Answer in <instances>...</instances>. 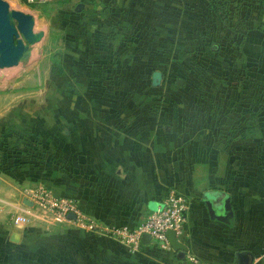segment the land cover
I'll use <instances>...</instances> for the list:
<instances>
[{
    "label": "crops",
    "instance_id": "0c3cea01",
    "mask_svg": "<svg viewBox=\"0 0 264 264\" xmlns=\"http://www.w3.org/2000/svg\"><path fill=\"white\" fill-rule=\"evenodd\" d=\"M224 62L234 61L224 57ZM243 64L240 59L224 67L217 113L210 104L196 118L194 109L187 124L173 121L166 130L156 113L132 101L120 112L130 120L96 111L95 118L77 121L72 133L59 137L58 151L69 172L44 169L40 176L51 194L74 198L89 216L127 226L176 187L188 201L177 237L185 245L181 255L151 238L131 252L103 231L33 214L22 202L24 196L31 200L23 193L34 177L30 170L23 182L17 174L8 181L0 174V264H187V253L196 264H235L239 250L252 253L250 264H264V117H259L264 103L257 107L264 86L251 85L256 75ZM161 76L151 70L150 84L158 85ZM41 144L45 148V137ZM204 190L222 191L229 215L218 216L223 210L210 206ZM17 207L27 221L11 220Z\"/></svg>",
    "mask_w": 264,
    "mask_h": 264
},
{
    "label": "rangeland",
    "instance_id": "374dc122",
    "mask_svg": "<svg viewBox=\"0 0 264 264\" xmlns=\"http://www.w3.org/2000/svg\"><path fill=\"white\" fill-rule=\"evenodd\" d=\"M6 1L42 31L25 58L0 67V174L7 181L17 174L23 182L31 170L25 186L45 188L44 169L68 173L59 137L96 111L130 120L121 107L134 102L156 113L162 129L184 126L194 109L196 118L210 104L217 113L224 67L240 59L256 75L251 85L264 86V0ZM154 69L162 75L156 86ZM258 98L257 107L264 95Z\"/></svg>",
    "mask_w": 264,
    "mask_h": 264
},
{
    "label": "built area",
    "instance_id": "2783aa9c",
    "mask_svg": "<svg viewBox=\"0 0 264 264\" xmlns=\"http://www.w3.org/2000/svg\"><path fill=\"white\" fill-rule=\"evenodd\" d=\"M45 1L25 0L28 4ZM23 193L31 199V205H27V208H34L35 215L59 218L87 231H103L131 252L138 249L142 234H148L149 238L155 240L161 247H169L164 232L166 229H172L176 238L182 233L186 218L185 211L188 207V201L184 194L176 187H170L154 210L149 211L133 226H127L125 224L102 223L83 212L74 198L66 195H53L42 186L23 188ZM17 208L19 211L11 213V220L14 223L27 221V214L21 211V208ZM67 212H72L74 217L68 218ZM185 260L187 264L197 263V258L191 253L185 255Z\"/></svg>",
    "mask_w": 264,
    "mask_h": 264
},
{
    "label": "water",
    "instance_id": "95a60500",
    "mask_svg": "<svg viewBox=\"0 0 264 264\" xmlns=\"http://www.w3.org/2000/svg\"><path fill=\"white\" fill-rule=\"evenodd\" d=\"M41 35L42 31L33 30V17L30 13L9 7L6 0H0V67L15 65L25 58L29 45L39 40ZM153 78H157L156 73L153 74ZM203 197L208 199L207 202H210L211 207L216 206L223 210V214L218 216L229 215L227 212L228 198L222 191L204 190ZM22 202L31 205V200L25 196ZM66 216L73 218L74 214L67 212ZM164 233L169 246L181 255L185 250V245L177 240L172 229H166ZM148 238V234L141 235V240ZM252 256V253L247 250H239L234 254V262L235 264H250Z\"/></svg>",
    "mask_w": 264,
    "mask_h": 264
},
{
    "label": "trees",
    "instance_id": "16d2710c",
    "mask_svg": "<svg viewBox=\"0 0 264 264\" xmlns=\"http://www.w3.org/2000/svg\"><path fill=\"white\" fill-rule=\"evenodd\" d=\"M216 1H219V3L221 4V5H225V4H222V0H216ZM235 117L237 118V119H239V115H235Z\"/></svg>",
    "mask_w": 264,
    "mask_h": 264
},
{
    "label": "bare ground",
    "instance_id": "6f19581e",
    "mask_svg": "<svg viewBox=\"0 0 264 264\" xmlns=\"http://www.w3.org/2000/svg\"><path fill=\"white\" fill-rule=\"evenodd\" d=\"M33 30H34V28H33Z\"/></svg>",
    "mask_w": 264,
    "mask_h": 264
}]
</instances>
